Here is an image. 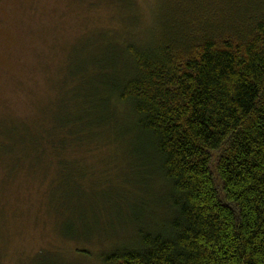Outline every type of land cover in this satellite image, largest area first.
I'll return each instance as SVG.
<instances>
[{"label": "trees", "instance_id": "1", "mask_svg": "<svg viewBox=\"0 0 264 264\" xmlns=\"http://www.w3.org/2000/svg\"><path fill=\"white\" fill-rule=\"evenodd\" d=\"M151 11L147 38L125 34L102 67L73 66L52 124L40 109L37 121L8 125L0 146L61 163L70 145L132 137L119 144L146 190L102 264H264V0H154Z\"/></svg>", "mask_w": 264, "mask_h": 264}, {"label": "rangeland", "instance_id": "2", "mask_svg": "<svg viewBox=\"0 0 264 264\" xmlns=\"http://www.w3.org/2000/svg\"><path fill=\"white\" fill-rule=\"evenodd\" d=\"M118 1L0 0V140L8 125L37 121L40 109L45 125L53 123L68 103L73 66L102 67V54L125 34L149 36L154 0ZM116 124L122 131L123 119ZM118 140L70 145L61 163L52 152L10 155L0 146V264H99L102 252L125 240L146 187L138 159L121 149L132 137ZM158 187L148 188L151 202Z\"/></svg>", "mask_w": 264, "mask_h": 264}]
</instances>
